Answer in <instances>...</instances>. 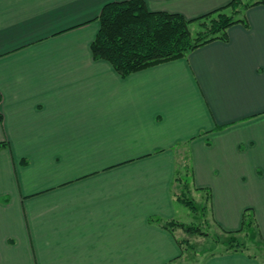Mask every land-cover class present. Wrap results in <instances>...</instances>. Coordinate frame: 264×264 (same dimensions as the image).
Segmentation results:
<instances>
[{
	"label": "crops",
	"instance_id": "crops-1",
	"mask_svg": "<svg viewBox=\"0 0 264 264\" xmlns=\"http://www.w3.org/2000/svg\"><path fill=\"white\" fill-rule=\"evenodd\" d=\"M109 1L0 0V264L175 263L177 229L152 220L180 221L185 161L213 223L251 208L264 238V2L226 40L123 77L91 49ZM229 1L145 0L186 18Z\"/></svg>",
	"mask_w": 264,
	"mask_h": 264
},
{
	"label": "trees",
	"instance_id": "trees-1",
	"mask_svg": "<svg viewBox=\"0 0 264 264\" xmlns=\"http://www.w3.org/2000/svg\"><path fill=\"white\" fill-rule=\"evenodd\" d=\"M259 2L264 0L253 3L230 0L227 4L205 14L186 18L178 12L151 10L145 0L109 1L104 4L98 17L100 26L91 43L92 53L96 58L108 60L114 69L125 77L132 72L184 57L191 50L214 39L226 40L228 27L239 22L245 23V9ZM193 21L200 22V29L195 34L189 27ZM185 170L188 174L183 176L179 170L176 179L179 183L182 181L186 190L191 187L192 175L188 161H185ZM204 193L206 197L203 208L206 209L210 192ZM178 198L179 201L183 200L180 195ZM183 202L193 208L192 201L186 199ZM152 221L171 231L182 228L191 232L197 228L194 225L190 226L191 223L178 220L155 218ZM218 227L221 233L217 240L221 238V242L227 245L221 252L238 250L250 254L245 248L236 245L242 241L240 235L244 230L253 231V239L259 238L260 244L264 246V238L251 208L244 210L242 223L238 229L225 230ZM178 243L181 247V256L185 246L180 238ZM213 254L216 253L211 255Z\"/></svg>",
	"mask_w": 264,
	"mask_h": 264
},
{
	"label": "rangeland",
	"instance_id": "rangeland-1",
	"mask_svg": "<svg viewBox=\"0 0 264 264\" xmlns=\"http://www.w3.org/2000/svg\"><path fill=\"white\" fill-rule=\"evenodd\" d=\"M244 1L252 2L254 0ZM189 27L192 33L195 34V32L200 29V22L193 21L190 23ZM185 174L188 173L185 171ZM182 175L184 176V173H182ZM180 184H182V181ZM180 188L179 195L183 200L178 203L177 218L188 224L191 223L190 226L194 225L197 228L191 232L185 231L182 228H177L176 234L181 240H183L185 247L181 257H179L175 263L171 264H201L208 255H211L212 253H220L227 245L221 242V238L217 240L218 237H220L219 233H221V229L210 219L208 206L206 209L203 208V205H205L206 194L204 192H198L195 188L193 189L192 185L189 189L186 188V190L185 185L183 184L179 189ZM186 199L192 201V209L189 205L183 202ZM253 234V231L244 230L240 235L242 241L236 245L245 248L250 254L258 256L264 264V246L260 244L259 238L253 239Z\"/></svg>",
	"mask_w": 264,
	"mask_h": 264
}]
</instances>
